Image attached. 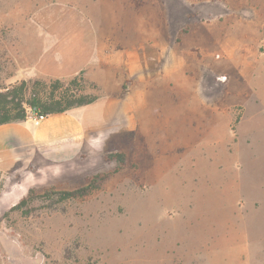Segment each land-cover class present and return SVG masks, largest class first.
<instances>
[{"label": "rangeland", "instance_id": "rangeland-1", "mask_svg": "<svg viewBox=\"0 0 264 264\" xmlns=\"http://www.w3.org/2000/svg\"><path fill=\"white\" fill-rule=\"evenodd\" d=\"M77 2L89 12L112 3L0 0L1 89L23 80L29 89L34 80L66 85L76 76L83 92L93 89L82 72L69 71L93 59L97 27L136 28L133 74H148L147 55L163 50L158 68L167 58L180 62L188 90L173 83L169 93L164 70L141 80L146 89L133 95L120 131L98 132L103 151L27 155L0 166V264H264V103L243 78L259 70L264 4L133 0L137 16L117 19L107 9L111 18L89 19ZM211 29L207 82L199 44H210ZM115 151L125 154L123 164L105 159ZM94 176L105 177L85 197L52 205L38 197L26 213L5 215L30 191L71 190Z\"/></svg>", "mask_w": 264, "mask_h": 264}, {"label": "crops", "instance_id": "crops-1", "mask_svg": "<svg viewBox=\"0 0 264 264\" xmlns=\"http://www.w3.org/2000/svg\"><path fill=\"white\" fill-rule=\"evenodd\" d=\"M108 1L112 2L109 4L111 7L100 3L99 9H91L90 12L84 8V4L77 2V5L82 13L87 14L89 19L111 17L118 19V12L122 18L137 16L138 11L133 5V0ZM255 1L264 4V0ZM107 9L115 13H112L110 17L111 12ZM94 29L93 59L89 58L86 65L79 66L69 72L72 77L82 72L84 80L94 86L93 89L87 88L84 92L93 93L97 96L96 100L90 104L73 107L64 112L50 114L42 119L27 117L26 120L0 125V166L15 163L27 155L35 157L36 160H45L58 155L74 157L82 153L89 154L92 149L103 151V139L98 136V132L106 130V132H110V135L117 130L120 131L118 122L120 120L124 121L128 114H133L130 106L134 104L132 102L133 95L139 90H141V94L146 89L145 86L148 83L141 84V80L157 78L164 70L169 74L166 82L169 93L173 90V83L176 88L182 89L180 92L184 93L188 90L186 84L188 73L186 69L180 68V62L170 63V58H167L169 63H163L162 68H158L157 61L160 62V59L165 58L163 50L160 52L155 50L154 54L149 53L147 55L148 74H137V72L133 74L132 69L138 65V54L129 53V48H131L130 42H133V38L138 37L136 28L131 30L121 29V34H118L117 28L109 29L108 31H112L111 33H106V30L97 27H94ZM210 35V44H206V42L199 44L201 50L205 51V60H200L199 73L203 75L204 80L207 82L212 81V73L210 72L212 60L210 58H212V48L215 40L213 29L210 30ZM256 35L262 48V51H258L259 54H262L258 66L259 70L258 72L250 71L243 78L250 89L254 91L260 103H264V95L261 93L264 83V20L262 30L257 31ZM156 52H158V55ZM177 64L179 66H176ZM120 66H123V70L119 69ZM209 75H211L210 78ZM124 84L125 88L123 87ZM155 91L153 89V92ZM233 104L230 107L231 113ZM121 108L126 117L125 115L118 116V109ZM113 110L116 113H109ZM98 114H101V118H97ZM145 123L146 121L143 125ZM135 128L136 126L133 127V129ZM143 129H139V131H142L144 136L145 131ZM155 162L156 158L154 157L151 163L152 167Z\"/></svg>", "mask_w": 264, "mask_h": 264}, {"label": "trees", "instance_id": "trees-1", "mask_svg": "<svg viewBox=\"0 0 264 264\" xmlns=\"http://www.w3.org/2000/svg\"><path fill=\"white\" fill-rule=\"evenodd\" d=\"M27 81L1 89L0 87V125L13 121L26 120L32 111L37 116L47 117L53 113L64 112L73 107L87 105L95 101L96 95L83 92L82 77H74L64 85L59 80L46 84L34 80L29 89ZM106 160H116L124 163L125 154L112 152L105 156ZM103 177L94 176L90 181L78 188L71 190L46 189L40 194L30 191L27 196L22 197L9 210L22 211L26 213L29 204L36 198L47 200L52 204L63 202L73 198L85 197L98 186V181Z\"/></svg>", "mask_w": 264, "mask_h": 264}, {"label": "built area", "instance_id": "built-area-1", "mask_svg": "<svg viewBox=\"0 0 264 264\" xmlns=\"http://www.w3.org/2000/svg\"><path fill=\"white\" fill-rule=\"evenodd\" d=\"M28 117H32L34 119H42L43 117L42 116H37L35 113H33L32 111L30 112L29 116Z\"/></svg>", "mask_w": 264, "mask_h": 264}]
</instances>
